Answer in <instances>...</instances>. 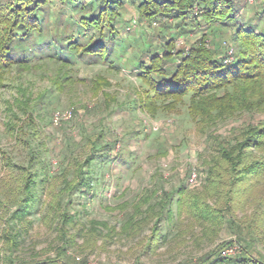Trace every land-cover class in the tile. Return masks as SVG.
I'll return each mask as SVG.
<instances>
[{
    "label": "trees",
    "instance_id": "obj_1",
    "mask_svg": "<svg viewBox=\"0 0 264 264\" xmlns=\"http://www.w3.org/2000/svg\"><path fill=\"white\" fill-rule=\"evenodd\" d=\"M80 1L61 0L69 9H63L65 13L54 17V25L46 8L47 0L0 2V113L4 114V129L16 144L21 143L25 147L27 155L25 165L16 166L9 153L0 150V168L3 166L8 170V174L0 180V210L10 213L6 220L8 225L3 231L6 246L2 253L8 264L17 263L15 253L20 244L19 235L12 236L9 222L31 213L38 203V188L47 184L46 160L41 149L33 142V137L38 135L37 121L42 119L43 111L48 112L51 103L47 94L53 90L65 92L72 79L68 71L74 62V55L85 56L88 62H95L97 58L113 60L111 55L116 53L114 46L119 50L123 48L124 52V40L113 34L121 29L118 10L126 2L136 4L137 11L149 24H158L157 37L161 38L156 46L153 41H146L133 65L137 69L136 79L145 87L139 105L149 110L151 117H155L159 109L167 112L168 108L171 111L174 109L171 104H178L187 98V116L197 131L206 137V141H212L216 148L213 155L202 161L206 182L203 193H187L184 185L169 191L160 186L158 190H147L133 213L124 216L123 235H137L152 223L153 236L147 243L149 246L161 235V222L168 223V231L177 220L180 226L184 222L197 223L201 227V236L207 238L209 232H214L222 224L220 218H224L208 202L220 199L223 212H232L236 199L240 198H236V195L248 191L252 181L264 179V156L257 159L253 156L256 150L264 152V120L253 119L255 115L264 114V26L255 30L237 25L236 17L242 0H93L94 5L88 8L79 6ZM261 2L264 7V0ZM65 16L76 18L82 28L94 29L93 38L80 44L73 35L60 33L61 29L54 26H61L60 22ZM186 16L192 20L183 25L182 20ZM170 17L177 29L175 36L166 38L163 32H168V27L161 24V20ZM196 30L201 31L200 38L193 42L188 51L175 48L176 37ZM223 30L230 34L229 41H223L226 44L224 50L223 45L211 40L213 45L206 44L208 34ZM229 47L235 49L232 57L227 54L231 51L227 50ZM49 65L56 67L54 72L50 70L46 73L53 90L45 89L35 95L31 89L32 82L24 77ZM94 83L91 90L98 92L101 85L97 81ZM6 89L15 91L11 100L2 98V91ZM246 115L249 121L232 128L229 137L222 138L216 134L219 125L236 116ZM91 138L84 136L89 152L82 160H73L72 169L69 162H64L65 166L58 173L61 183L59 190L50 188L48 209L57 222L61 220L59 231L74 224V218L64 210L65 198L71 200L75 194L80 197L88 195L96 170L112 162L110 155L114 145L101 134H97L93 140ZM13 168L19 170L20 175H16ZM69 174L71 176L67 177ZM246 180L251 182L242 186ZM159 191L161 196L157 194ZM6 201L13 209L8 204L4 206ZM145 204V209H142ZM257 204L264 205V202L261 200ZM212 212H215L213 218ZM226 218L227 227L233 229L234 220ZM197 239L199 237L195 236ZM237 241L240 243L239 239ZM58 254L63 255L58 256L61 260L20 263L87 264L85 260L79 262L67 256L64 246H61ZM247 255L241 262L264 264ZM211 260L213 264L225 263L224 258L211 253L196 264Z\"/></svg>",
    "mask_w": 264,
    "mask_h": 264
},
{
    "label": "rangeland",
    "instance_id": "obj_2",
    "mask_svg": "<svg viewBox=\"0 0 264 264\" xmlns=\"http://www.w3.org/2000/svg\"><path fill=\"white\" fill-rule=\"evenodd\" d=\"M12 1L0 0L1 4ZM47 1L50 22L54 25V17L65 13L63 9L69 7L61 0ZM78 5L88 8L94 5V1L82 0ZM118 11L121 29L113 35L124 40L125 48L123 52V48L119 50L114 46L116 53L111 55L113 60L97 58L95 62H88L85 56L74 55V62L68 71L72 84L63 93L55 92L46 79V73L50 70L54 72V65L24 77L32 82L31 89L35 95L49 88L53 91L47 94L51 103L48 112L41 113L42 119L37 121L38 135L33 137L34 145L41 149L46 160L47 184L38 188V203L31 213L8 221L12 236L17 234L20 238L15 253L16 264H21L20 261L38 263L59 260L58 256H63L58 254L61 246L65 247L67 256L79 262L85 260L87 264H196L211 253L224 258L223 264H252L241 262L246 254L250 259L264 262V205L257 204L261 200L264 202V179L259 182H244L242 186L251 182L252 187L241 195H236V198H240L234 197L236 204L232 207V212H223L220 199L208 202L224 218H220L222 224L214 232H209L207 238L201 236V227L197 223L184 222L180 226L177 220L168 231V223L161 222V235L149 246L147 243L153 236L150 228L152 223L146 225L141 233L131 237H126L121 232L125 226L124 216L133 213L147 190H158L160 186L169 191L184 185L187 193H203L206 182L202 161L215 153L216 146L212 141H206V137L197 131L187 116V98L178 104H171L170 106H174L171 111L168 108L167 112L159 109L155 117H151L150 111L139 105L145 87L136 79L137 69L133 65L139 49L143 44L146 45V41H153L155 46L160 42L161 38L157 37L158 24H149L137 11L136 4L130 2H126ZM67 18H62L61 26H54L61 29L60 33L73 35L80 44L93 38L94 29L82 28L76 18ZM191 20L186 16L182 20L183 25ZM236 23L255 30L263 27L264 7L261 0H242ZM161 24L168 27V32H163L166 38L175 36L177 28L171 17L168 20L162 19ZM70 30L72 31L69 32ZM200 32L196 30L176 37L175 48L188 51L193 42L200 38ZM210 34L206 44L213 45L211 40L223 45L224 50L226 44L223 41H229L230 34L225 30ZM227 50V54L234 56V48L229 47ZM96 81L101 88L98 92H93L92 84ZM14 95L15 91L12 89L2 91V98L5 100H11ZM134 103L138 105L135 106ZM65 112L71 114L70 119L54 126L53 114ZM253 119L264 120V114L255 115ZM246 121H249L247 115L236 116L219 125L216 134L227 138L232 128ZM3 122L4 114L1 112L0 150L9 153L16 166L25 165V147L21 143H15L4 129ZM97 134L103 135L106 141L108 139L114 145L110 155L112 162L105 168L96 170L88 195L80 197L75 194L71 200L69 197L65 198L64 210L74 218V224L73 227H63L64 232L59 231L58 224L61 220L57 222L55 215L48 209L50 188L58 191L61 187L58 173L65 166V161L69 162V168L72 169L73 160H82L89 152L84 136H91L93 140ZM253 153L256 159L264 156V152L260 150ZM13 171L20 175L16 168ZM6 174L8 170L2 166L0 180ZM193 174L195 179L192 182ZM70 176L71 174L67 177ZM157 194L161 196L160 191ZM5 204L10 206V202L6 201L4 206ZM145 206L146 204L142 209ZM173 207L176 210V206ZM9 214L4 209L0 210V264H8L2 253L6 246L3 231L8 225L6 220ZM214 215L215 212H212L211 218ZM225 218L234 220V230L227 227ZM195 236L199 239L195 240ZM205 264H213V260Z\"/></svg>",
    "mask_w": 264,
    "mask_h": 264
},
{
    "label": "built area",
    "instance_id": "obj_3",
    "mask_svg": "<svg viewBox=\"0 0 264 264\" xmlns=\"http://www.w3.org/2000/svg\"><path fill=\"white\" fill-rule=\"evenodd\" d=\"M248 2H252L253 0H247ZM71 117V114L70 113H54L53 116H52V124L54 126H58L61 121H64V120H69ZM194 177H192L191 181L193 182L194 179H195V175L193 174Z\"/></svg>",
    "mask_w": 264,
    "mask_h": 264
}]
</instances>
